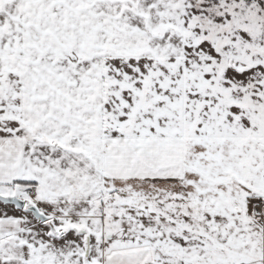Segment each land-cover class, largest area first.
I'll return each instance as SVG.
<instances>
[{
	"label": "snow or ice",
	"instance_id": "snow-or-ice-1",
	"mask_svg": "<svg viewBox=\"0 0 264 264\" xmlns=\"http://www.w3.org/2000/svg\"><path fill=\"white\" fill-rule=\"evenodd\" d=\"M0 264H264V0H0Z\"/></svg>",
	"mask_w": 264,
	"mask_h": 264
}]
</instances>
